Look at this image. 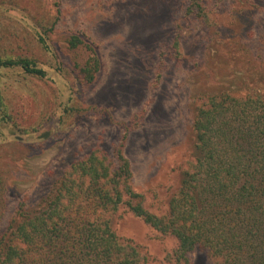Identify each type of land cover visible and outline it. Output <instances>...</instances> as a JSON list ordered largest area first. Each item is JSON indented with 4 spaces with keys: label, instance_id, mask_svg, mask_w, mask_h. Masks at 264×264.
<instances>
[{
    "label": "rangeland",
    "instance_id": "1",
    "mask_svg": "<svg viewBox=\"0 0 264 264\" xmlns=\"http://www.w3.org/2000/svg\"><path fill=\"white\" fill-rule=\"evenodd\" d=\"M201 1L204 14L196 16L187 14L190 0H0V54L30 58L45 71L37 78L0 70L9 114L0 122V236L76 159L96 148L113 157L124 125L132 188L146 210L166 213L188 157L190 100L216 78L232 79L231 66L224 74L216 69L227 61L220 53L235 44L253 65H264V0ZM71 36L90 44L99 60L88 86L77 78L92 54L69 48ZM113 228L148 264H171L176 240L125 207ZM212 262L203 250L190 255V264Z\"/></svg>",
    "mask_w": 264,
    "mask_h": 264
},
{
    "label": "trees",
    "instance_id": "2",
    "mask_svg": "<svg viewBox=\"0 0 264 264\" xmlns=\"http://www.w3.org/2000/svg\"><path fill=\"white\" fill-rule=\"evenodd\" d=\"M203 12L201 0H190L188 15ZM67 44L92 54L77 78L82 86L92 84L99 70L93 48L77 36ZM220 55L227 61L216 69L224 74L231 66L232 79L218 77L190 100L188 157L165 214L146 210L143 195L132 188L122 153L124 125L113 157L92 149L34 209L20 208L0 236V264H148L146 254L113 228L122 207L176 240L171 264H190L195 250L206 251L212 264H264V65H253L246 49L231 43ZM11 69L45 76L35 60L0 54V70ZM8 119L0 93V122Z\"/></svg>",
    "mask_w": 264,
    "mask_h": 264
}]
</instances>
